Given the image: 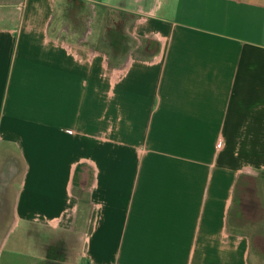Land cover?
Masks as SVG:
<instances>
[{"label":"crops","instance_id":"1","mask_svg":"<svg viewBox=\"0 0 264 264\" xmlns=\"http://www.w3.org/2000/svg\"><path fill=\"white\" fill-rule=\"evenodd\" d=\"M245 190L264 191V0H0L15 250L44 227L75 229L76 264H251Z\"/></svg>","mask_w":264,"mask_h":264},{"label":"rangeland","instance_id":"2","mask_svg":"<svg viewBox=\"0 0 264 264\" xmlns=\"http://www.w3.org/2000/svg\"><path fill=\"white\" fill-rule=\"evenodd\" d=\"M88 3L90 4L89 1ZM116 17L123 18V15L116 14ZM98 20L107 22L108 16L100 14ZM255 193L261 198L258 206L253 205ZM239 196L244 199L243 206L235 207L241 212L239 224L245 233L252 236L253 240L251 264H264V191L245 190ZM74 230L49 231L44 227L41 230L31 227V237L27 236L25 239L26 242L31 243V252L28 253L24 250L25 248L19 251L14 249V243L23 231L21 224L8 239L0 237V245L3 243L0 264H76L82 244Z\"/></svg>","mask_w":264,"mask_h":264}]
</instances>
